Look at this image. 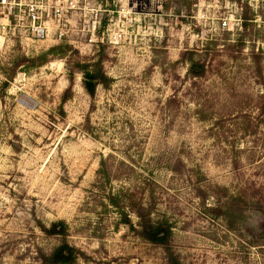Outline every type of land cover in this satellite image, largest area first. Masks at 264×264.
<instances>
[{
    "label": "rangeland",
    "instance_id": "rangeland-1",
    "mask_svg": "<svg viewBox=\"0 0 264 264\" xmlns=\"http://www.w3.org/2000/svg\"><path fill=\"white\" fill-rule=\"evenodd\" d=\"M81 7L58 44L0 34V264H264V0Z\"/></svg>",
    "mask_w": 264,
    "mask_h": 264
},
{
    "label": "built area",
    "instance_id": "built-area-1",
    "mask_svg": "<svg viewBox=\"0 0 264 264\" xmlns=\"http://www.w3.org/2000/svg\"><path fill=\"white\" fill-rule=\"evenodd\" d=\"M82 2L83 0H0V34L5 35L8 31L17 29L20 38L24 40L58 44L73 31L76 21L85 17L82 14L85 11V7H81ZM91 42L92 39H89V43Z\"/></svg>",
    "mask_w": 264,
    "mask_h": 264
},
{
    "label": "trees",
    "instance_id": "trees-1",
    "mask_svg": "<svg viewBox=\"0 0 264 264\" xmlns=\"http://www.w3.org/2000/svg\"><path fill=\"white\" fill-rule=\"evenodd\" d=\"M191 52H185L181 56V60H186L185 57H191ZM191 59V58H189ZM188 59V60H189ZM190 66L187 69V75L191 78H201L204 76V68L202 65L198 63H193V61L189 60ZM87 67H85V71L83 72V85L84 90L86 93L93 98L95 93V88L97 84H102L103 86L107 85V79L104 77V75L101 73V71L97 72H89L86 70ZM71 81V80H70ZM6 86V83L4 84ZM69 90L67 91V93ZM66 93V94H67ZM67 99L65 97L62 98V102H65ZM142 231H143V237L151 242L152 244L161 246L163 249L167 248V241H168V235H169V228L166 226H152L147 225L143 223ZM264 227V222H263ZM42 230L45 235L47 236H63L64 235V227L62 223H54L51 224L48 229H44L42 227ZM74 250L69 247L66 243H62L59 247L54 249L50 255H48L46 258L43 259L42 264H71L75 258L74 256ZM169 264H179L177 260L170 259Z\"/></svg>",
    "mask_w": 264,
    "mask_h": 264
}]
</instances>
